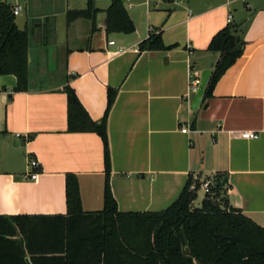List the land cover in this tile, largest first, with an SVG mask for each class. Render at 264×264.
<instances>
[{"label":"crops","instance_id":"1","mask_svg":"<svg viewBox=\"0 0 264 264\" xmlns=\"http://www.w3.org/2000/svg\"><path fill=\"white\" fill-rule=\"evenodd\" d=\"M22 1L10 2L34 21L30 88L21 91L15 75H0V216L68 215L70 174L85 213L104 210L107 183L119 212L141 214L170 208L190 181L193 190L196 182L226 178L218 193L264 228V0H122L135 25L130 35L106 31L115 0L95 1L94 22L68 15L85 10L87 0ZM62 14L68 31L59 44ZM229 25L245 43L243 54L192 110L193 82L213 72L219 55L208 48ZM150 34L161 38L159 48H142ZM69 89L98 124L114 94L109 175L102 137L70 131ZM34 172L38 179L28 180Z\"/></svg>","mask_w":264,"mask_h":264},{"label":"trees","instance_id":"2","mask_svg":"<svg viewBox=\"0 0 264 264\" xmlns=\"http://www.w3.org/2000/svg\"><path fill=\"white\" fill-rule=\"evenodd\" d=\"M95 1L87 0L85 10L70 11L69 18L94 22L98 13ZM106 13L108 34L135 32L122 0H115ZM30 43L31 31L18 28L14 6L0 0V75H15L21 91L30 88ZM161 43L159 36L150 34L142 48L153 50ZM244 45L233 25L214 36L208 51L219 59L208 85L236 63ZM113 101L111 93L106 115L98 124L73 90H68L70 131H93L102 137L107 175L111 169L107 116ZM195 185L191 190L192 181L188 182L167 210L140 214L119 212L107 183L104 210L85 213L77 177L70 174L66 182L68 215L0 216V264H264V228L232 207L218 193L222 189L218 185L200 207H193L200 183Z\"/></svg>","mask_w":264,"mask_h":264},{"label":"water","instance_id":"3","mask_svg":"<svg viewBox=\"0 0 264 264\" xmlns=\"http://www.w3.org/2000/svg\"><path fill=\"white\" fill-rule=\"evenodd\" d=\"M8 4H11L10 1L7 2ZM67 31H68V22H67V16L65 14H62L58 17L57 21V42L59 44H63L67 40ZM212 75V71L210 69L204 70L201 74V80L198 86V89L195 93L194 100L192 103V110H198L202 100L204 98V94L206 91V88L209 84L210 78ZM228 182V179H224L222 182L220 179L217 180V185L220 187H224Z\"/></svg>","mask_w":264,"mask_h":264},{"label":"built area","instance_id":"4","mask_svg":"<svg viewBox=\"0 0 264 264\" xmlns=\"http://www.w3.org/2000/svg\"><path fill=\"white\" fill-rule=\"evenodd\" d=\"M20 13V8L19 7H16L14 9V14L15 16H18ZM229 22H231V16L229 17ZM110 44H114V42H110ZM136 51H138L139 49L135 48ZM198 84H199V80H195L193 82V91L196 92L197 89H198ZM188 131V128H183L182 129V132L183 133H186ZM241 137L244 138V139H248V140H255V139H258V134L255 133V132H243L241 134ZM31 167L32 168H38L39 167V164L36 160H33L31 161ZM38 179V173H32L28 176V180H31V181H36ZM200 183V187H199V191L203 192L205 198L208 197V196H211L213 193H212V190L213 188L217 185V180L216 179H206L202 182H199ZM195 186H193V189H195Z\"/></svg>","mask_w":264,"mask_h":264},{"label":"rangeland","instance_id":"5","mask_svg":"<svg viewBox=\"0 0 264 264\" xmlns=\"http://www.w3.org/2000/svg\"><path fill=\"white\" fill-rule=\"evenodd\" d=\"M7 1H13V4L15 5L16 3H19L21 5H23V1L22 0H7ZM16 21L17 23L19 24V27L20 29H23L24 26H25V22L27 21V27L29 30H34V27H33V23L34 21L32 20V18H30V16H26V13L25 12H22L20 16H17L16 17ZM50 55H53V53L51 52ZM48 61V60H47ZM57 61L54 60V59H51L50 61L47 62V67L50 68V70H53L56 66H55V63ZM29 75H30V71H29ZM203 196V193H199V197H198V203L201 201V198ZM196 201V200H195ZM197 206V207H196ZM198 204L195 205V203H193V207L195 208H198ZM223 206V205H222Z\"/></svg>","mask_w":264,"mask_h":264}]
</instances>
